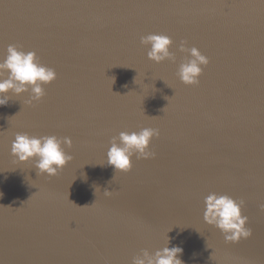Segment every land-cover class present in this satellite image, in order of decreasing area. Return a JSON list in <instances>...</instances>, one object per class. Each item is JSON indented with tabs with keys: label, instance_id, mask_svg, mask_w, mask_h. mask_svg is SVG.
<instances>
[{
	"label": "water",
	"instance_id": "water-1",
	"mask_svg": "<svg viewBox=\"0 0 264 264\" xmlns=\"http://www.w3.org/2000/svg\"><path fill=\"white\" fill-rule=\"evenodd\" d=\"M150 33L174 61L147 58ZM182 40L208 58L197 85L176 75ZM10 44L56 79L0 106V264H132L167 238L184 264H264V0H0ZM145 127L154 157L114 174L111 138ZM17 133L69 137L73 159L36 175L13 162ZM210 192L244 201L249 238L203 221Z\"/></svg>",
	"mask_w": 264,
	"mask_h": 264
},
{
	"label": "clouds",
	"instance_id": "clouds-1",
	"mask_svg": "<svg viewBox=\"0 0 264 264\" xmlns=\"http://www.w3.org/2000/svg\"><path fill=\"white\" fill-rule=\"evenodd\" d=\"M140 43L148 47L147 58L154 63L165 60L174 61L175 55L170 52L171 37L150 33L140 37ZM186 41H181L178 50L188 53V57L179 64L176 75L185 85L199 84L202 66H207L208 58L196 47H185ZM56 79V72L42 64L34 51H24L20 46L10 44L6 52L0 55V106L8 105L12 96L29 93L26 104L39 101L44 95V85ZM159 131L145 127L138 131H121L113 136L106 152V163L113 168L114 174L127 173L132 168L131 160L149 159L155 153L149 150L153 137H158ZM69 137L59 138L56 135H29L17 133L10 145V154L14 163L24 164L32 161L36 175L49 177L58 174L73 157L65 152V147L71 148ZM111 191L105 190L104 195L110 196ZM2 195V194H0ZM203 221L215 227L223 235L225 242L237 243L252 235V230L246 227L248 217L242 215L243 200H235L231 196L210 192L204 197ZM264 211V204L260 205ZM168 244V238H167ZM166 246L149 254L144 250L132 259V264H184L179 257L183 253L180 246Z\"/></svg>",
	"mask_w": 264,
	"mask_h": 264
}]
</instances>
